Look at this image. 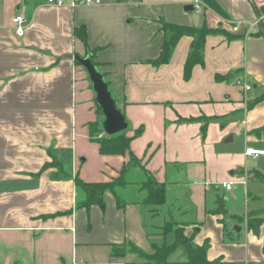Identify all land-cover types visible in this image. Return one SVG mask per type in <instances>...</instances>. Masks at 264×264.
I'll use <instances>...</instances> for the list:
<instances>
[{"label": "crops", "instance_id": "1", "mask_svg": "<svg viewBox=\"0 0 264 264\" xmlns=\"http://www.w3.org/2000/svg\"><path fill=\"white\" fill-rule=\"evenodd\" d=\"M72 1L0 0V264H141L154 243L167 242L160 228L170 219L194 244L209 243L211 264H264V221L257 232L246 222L250 212L264 217L256 177L264 154L247 153L264 150V0H216L227 17L204 4L186 10L190 0ZM162 19L237 37L208 35L204 63L186 79L190 36L168 63L149 62L161 52ZM81 25L124 131H140L133 162L129 153L102 154L90 138V124L104 116L74 57L87 56L74 34ZM53 157L62 171L47 166ZM124 168L125 184L107 191L103 206H78L85 194L76 175L108 182ZM149 175L166 186L163 204L145 202ZM219 198L226 214L216 211ZM114 245L124 250L113 254ZM177 253L170 262L186 260Z\"/></svg>", "mask_w": 264, "mask_h": 264}, {"label": "trees", "instance_id": "2", "mask_svg": "<svg viewBox=\"0 0 264 264\" xmlns=\"http://www.w3.org/2000/svg\"><path fill=\"white\" fill-rule=\"evenodd\" d=\"M202 2L205 6L213 9L221 16L227 17L226 12L216 0H202ZM161 30L164 34V41L161 47L160 55L156 59L149 60V62L156 66L168 63L181 37L190 36L192 37V42L184 66V76L186 79H189L191 77L193 67L196 64L204 63L205 41L208 35L224 33L230 39L237 37L236 35L227 33L222 27L210 28L205 23L201 26L184 25L169 22L164 19L161 20ZM74 34L77 38H80L86 44L87 55L91 54L93 59L94 51L91 50L88 46L86 26H76L74 28ZM76 62L78 64H81L78 59H76ZM93 63L95 64L94 61ZM103 77L105 79L104 75ZM105 82L107 83L109 88V83L106 79ZM98 109L101 110V107L99 105ZM139 132L140 131H137L133 136H128L126 131L109 135L104 131L101 121L92 122L90 124V138L91 140L96 141L100 144V152L102 154L125 155L126 153H129L131 162L136 160V156L133 154L130 148L131 140ZM102 133L104 135L100 137V134ZM205 133L206 130L205 127H203V134ZM48 165H53L54 167H57L59 171H62L60 163L57 161V159H55V157H53V162L47 164V166ZM124 170H126V168L122 170V173L119 177L113 178L108 182L85 181L81 177L76 175L75 183L79 190L83 191L85 194V198L79 201L78 206L86 208L94 204L103 206L105 204V193L107 191H112L115 193L116 187L125 184V181L123 179ZM256 177L260 181L264 182V174H256ZM142 187L148 192L145 199V202L147 204L159 205L165 202L166 186L164 183L157 181L152 175H149L147 180L142 181ZM218 201L219 206L216 211L226 214L227 209L224 204V199L219 198ZM117 203L120 207H123L124 205L123 200H121L119 196H117ZM263 221L264 217L262 215V212H250L246 218L247 226L255 232L258 231ZM169 224H172V222H166L164 224V227H170L169 229L165 228V231L162 232V235L166 236L169 232L173 231L175 233V241L173 243H167L166 240H163L162 242L154 243L153 252L151 254H144L146 260L141 264H211V261L207 258V250L209 248L208 242H205L202 245L194 244L191 238L187 237L184 234L181 227L174 228ZM179 246H182L184 248L187 256L186 260L170 262V255L175 252ZM119 249L124 250L121 245H114L112 253L117 254V250Z\"/></svg>", "mask_w": 264, "mask_h": 264}, {"label": "water", "instance_id": "3", "mask_svg": "<svg viewBox=\"0 0 264 264\" xmlns=\"http://www.w3.org/2000/svg\"><path fill=\"white\" fill-rule=\"evenodd\" d=\"M185 9L193 10L194 5L189 4ZM74 57L83 64L89 74L93 90L96 92L95 100L101 107V113L105 117L102 122L104 131L107 134L112 135L126 130L128 128V122L126 121L124 114L118 108L117 101L109 90L103 74L93 63L91 54L85 57L78 55Z\"/></svg>", "mask_w": 264, "mask_h": 264}, {"label": "built area", "instance_id": "4", "mask_svg": "<svg viewBox=\"0 0 264 264\" xmlns=\"http://www.w3.org/2000/svg\"><path fill=\"white\" fill-rule=\"evenodd\" d=\"M50 4H57L61 5L66 3V0H47ZM192 4L194 5V8L200 9L203 6L202 0H190ZM80 3H84L87 5H94V4H101V0H79ZM77 1L73 0L72 5H76ZM25 17L22 14H17L14 18V24H15V29L19 35H23L26 31V25H25ZM238 83L243 84L246 90H250L252 88L251 85L244 84L242 81H238ZM104 134H100V137H102ZM248 154H253V155H260L264 154V150H259V149H248L247 150ZM233 183H225L224 187L226 189H231Z\"/></svg>", "mask_w": 264, "mask_h": 264}, {"label": "rangeland", "instance_id": "5", "mask_svg": "<svg viewBox=\"0 0 264 264\" xmlns=\"http://www.w3.org/2000/svg\"><path fill=\"white\" fill-rule=\"evenodd\" d=\"M90 78V77H89ZM101 111V110H100ZM102 116H104V115H102ZM103 119H101L100 121L101 122H103L104 121V118L105 117H102ZM103 127V126H102ZM163 213L160 215V217L159 218H157L156 220H155V222L157 223V221H163ZM168 223L169 222H172V224H169V225H171V226H173L174 228H179L180 226H179V224H177V222H175V221H173L172 219H170L169 221H167ZM169 227L170 226H166V227H164V224H163V226L160 228L161 229V231H160V233L162 234V232H164L165 231V228H167V229H169ZM159 229V230H160ZM163 236V239H164V235H162ZM166 237H167V242L168 243H173L174 241H175V233L172 231V232H169L167 235H166ZM159 242H162V239H161V241H159ZM184 249H183V247L182 246H179L177 249H176V253L175 254H171V257H170V259L171 260H176L177 259V251H181L183 254L185 253L184 251H183ZM182 254V255H183ZM181 257H183V258H181ZM184 258H186V253H185V255L184 256H180V259H184Z\"/></svg>", "mask_w": 264, "mask_h": 264}]
</instances>
